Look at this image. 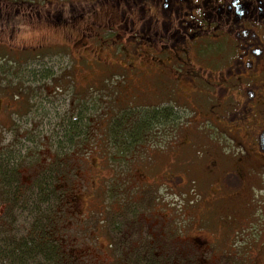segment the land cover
I'll return each mask as SVG.
<instances>
[{
    "label": "rangeland",
    "instance_id": "1",
    "mask_svg": "<svg viewBox=\"0 0 264 264\" xmlns=\"http://www.w3.org/2000/svg\"><path fill=\"white\" fill-rule=\"evenodd\" d=\"M97 1L99 3H90L88 9L87 4L78 3L77 6L86 11H84L83 17H80L82 11L77 10V17H75L76 10H70L73 0H28L27 2L3 0L6 3L2 8V13L7 19H0V45L5 43H9V45L0 46V103L2 105L0 125L2 122L4 123V126H0V171L3 173L0 174V182L1 184L9 183L15 178V170L21 184L31 188V190H26L27 197L30 199L28 205L14 209L12 215L15 222H12V217V220H7V213H5L7 208L0 204V219L4 223L7 220L13 224L12 232L7 236H2L4 237L3 242L9 243V239L13 242L14 238H20L28 231L32 219L39 216L41 212H45L49 215L56 213L55 219H60L56 221L55 228H58L59 231H67L71 239V235L78 238L80 242L74 247L82 246V243H86L89 248L94 247L101 237L99 232L96 235L92 233L99 225V219H96L95 223L86 219V223H83L84 212L77 214L81 208L90 203V199L87 198L91 191L89 186L92 187V183L93 185L98 184L97 180L100 174L91 168L92 159H99L101 156L99 153L108 152L110 146L112 148L113 146L109 144L111 142L109 139L106 142L105 138L98 136L101 135V131L99 132V128H97L99 126L97 120L102 114L98 103L87 104L88 110L85 107L80 108L79 111L81 114L84 112V115L87 116L86 119L79 118V113L74 118L70 114L72 105L70 98L73 96L74 100H92L102 92L114 89L121 81L120 70L125 71L128 76L133 75L128 84L129 87L132 86V90L124 97L125 99L122 98L124 99L122 104L126 101L127 106L138 105L141 102L142 106L157 103L159 98L149 99V96L157 94L164 87L165 93L172 91L169 85L173 81L170 79L172 75L155 68L156 62L147 46L144 47L145 50L141 56L144 67L137 65L134 67L128 62V58L133 54L132 50H124L127 54L125 55L121 47L114 44V41L107 35L95 34L98 27L94 25V22H108L104 15L105 9H108L110 3L116 0ZM58 15L61 17L57 19ZM22 54L31 59L24 63L20 57ZM174 81L180 83L179 79ZM191 82L190 85L199 84ZM56 86L70 90L65 94L61 92V99L64 102H62L63 106L57 109L58 118L49 105V102L56 97L54 89ZM134 88H137V91H134ZM11 92L15 93L14 96L28 97L27 109L30 108V112L23 113L19 117L14 114L11 117L17 123L18 128L24 124L27 134L30 132V138L34 142L30 141L28 144V136L24 130L19 129L15 133L12 128L13 123H8L10 111L7 102L10 101ZM112 96L116 99L115 95ZM169 96L173 97L168 103L175 109L177 122L174 127L168 128L165 138L162 137V140L154 138V141L156 146L161 142L174 143L175 149H171L175 160V165H172L174 168L172 166L167 168L168 162L166 165H159L158 160L151 157V149L154 147L147 146V143L143 142L138 143L135 149L136 153L131 156L132 166L130 163L128 164L131 168H122L125 170V174L130 173L129 177L127 178L125 175L120 177V180L127 181L126 197L136 201L137 204H129L127 209L130 212L127 216L129 222L137 224L139 221L145 222L147 233L154 232L159 236L153 243L151 238L146 241L142 237V242L146 243L142 252H151V257L159 263H165L169 259L178 261L180 256L178 247L191 249L196 254L200 250L197 244L208 245L205 243L207 240L216 241V246H218L224 241V236L226 237V232L229 231L231 236L234 235L231 251L235 254L238 262L241 255L247 251L250 252L246 260L248 264H264V237L261 235V229L264 228V189L257 187V184L253 182L258 175L264 174V154H258L251 148H242L240 141L234 143L228 134H223L207 123L201 127L205 138L190 137L198 134L196 125L198 120L192 121L197 110L191 105L188 108L182 106L176 91L171 92ZM119 97L117 96V99ZM115 99L105 102L107 115L112 112ZM204 99V96L191 95L184 101L189 104L194 103L199 112L207 114L208 110ZM23 110L21 108V111ZM46 116L47 119L45 118L43 121ZM76 121H79V125L76 123L78 131L75 129L71 135L73 143H68L65 141V134L72 131ZM105 121L106 119L103 120V123ZM43 123H47V125L44 126ZM60 132L63 135L58 137ZM159 135L156 134L157 137ZM181 136L182 143L178 142ZM241 138L242 140L247 139V134L243 133ZM62 145L64 148H61ZM246 145L249 143L246 142ZM191 146L207 150L208 156L202 158L203 156L197 155L199 160L192 161L195 164L191 165L186 157L188 147ZM221 146H225L226 150L235 152L237 155L244 150L251 151V154L240 157L242 160L235 159L228 163L219 154L218 147ZM179 150H184L186 155H182V157L177 155ZM19 152H22L23 155L20 158ZM163 156L169 162L172 160L167 158L170 157L167 154H163ZM177 159L178 163L183 162L184 159L187 160L182 169H179L176 163ZM153 160L156 162L155 164ZM188 165L190 168L196 167L197 169L192 168L190 171ZM166 168L174 169L171 171V175L180 176L174 180L178 197L168 196L165 198V194L169 191L165 186L166 180H163L158 186L159 174L161 171L167 170ZM245 168L249 170L251 180L249 176L243 177L248 189L242 186V194L237 195L242 178L237 174L244 175ZM148 169L152 170L148 172ZM209 170H213L214 173H210ZM233 170L236 172H232ZM228 171L230 172L227 174H234L238 177L232 175L225 181L230 191L217 182L213 183L212 189H208L203 197L200 186L195 185L198 191L196 206L195 208L190 207L187 214L188 222L184 229L186 230L189 224L190 233L187 237L180 232H175L171 236L168 233L169 225L164 226L163 221H165V215L173 217L175 226L182 229L179 216L186 213L188 205L186 199H179V197H183L181 189L189 190L190 179L194 180L199 173L200 177L209 174V178L214 179ZM103 176L105 178L106 173ZM180 179L184 180L187 187H180ZM38 184L44 186L41 191L34 188ZM24 187L19 186L18 192L24 191ZM21 196L26 197L25 194ZM159 197L160 201H165L167 204L172 203L173 206L170 208L173 209L170 212H162L160 207H155L156 212L149 213L150 199ZM1 198L3 195L0 196V202H2ZM42 198H44V202H41ZM245 202L249 203L247 207L251 214H248ZM92 208L96 211L97 206L93 205ZM148 214L159 220L155 223L145 220L144 217ZM94 217L97 218L95 214ZM237 217L241 219L240 222H235ZM103 226L100 224V227ZM55 228L52 230L53 234L56 233ZM244 234L253 237L250 250L241 242L246 240ZM65 237L70 240L68 236ZM260 237L262 242H258ZM199 238H203V240ZM169 250H173V255H169ZM89 251L96 252L92 249ZM156 251H163V254L154 255ZM184 254L188 258L189 264L196 262V258L189 252ZM91 258L93 259V256L89 254L87 259ZM203 259L207 262L210 261L206 255ZM178 263L184 264L185 260H179Z\"/></svg>",
    "mask_w": 264,
    "mask_h": 264
},
{
    "label": "flooded vegetation",
    "instance_id": "2",
    "mask_svg": "<svg viewBox=\"0 0 264 264\" xmlns=\"http://www.w3.org/2000/svg\"><path fill=\"white\" fill-rule=\"evenodd\" d=\"M93 2L99 3L97 0H90L87 9ZM70 10H76L74 15L77 17V10L81 9L72 6ZM105 10L104 15L108 22H94L98 27L95 34L113 37L114 43L119 44L123 50H132L133 54L128 62L134 67L143 66L141 56L147 46L156 62L155 68L172 75L170 79L173 81L169 84L172 91L165 93V87L160 89L157 94L149 96V99L159 98V102L146 104L145 108H167L168 102L173 98L169 96L170 93L176 91L182 106H192L197 110L192 121L198 120V134L190 137L205 138L201 127L207 123L223 134H228L234 143L240 141L242 148H251L258 154H264V0H116ZM81 11L80 17H83L86 10ZM3 45L8 46L9 43ZM175 79H179L180 83H175ZM190 82L199 84L194 86ZM130 90L132 86H124L122 94L126 91L130 93ZM133 90L137 91V88ZM191 95L205 97L207 114L199 112L194 103L184 101ZM1 108L0 103V111ZM243 133L247 134L245 140L241 138ZM181 141L182 136L178 142L182 143ZM173 144L168 143L162 153L173 155L169 150L175 149ZM188 149L187 155L184 153L185 149L179 150L177 155L208 156L207 150L203 148L191 146ZM218 151L221 158L228 163L251 154V151L244 150L237 155L226 150L225 146L218 147ZM245 171L248 169L245 168ZM209 172L214 173L213 170ZM243 174L237 175L247 177L246 172ZM232 175L234 174H227L224 180ZM174 180L171 184H175ZM180 187H187L183 179H180ZM110 189L97 184L90 195V203L79 208L77 214L84 212L83 223H86V219L94 223L99 219V225L92 233L96 235L99 232L101 237L94 247L89 248L86 243L74 247L80 241L72 235L71 239L67 231L56 230L55 234L48 232L62 253L61 261L64 264H158L151 257V252H142L146 245L142 242V237L146 241L151 238L153 243L159 238L158 234L147 233L145 222L139 221L137 224L130 223L128 218L123 219L122 214L127 211V207L119 209L111 204ZM149 202V213L156 212L154 200ZM131 204H136V201L131 200ZM93 205L97 206L96 211L92 208ZM189 209L187 207L186 212ZM179 218L181 230L175 226L174 218L168 215H165L163 224L169 225L168 233L171 236L180 232L187 237L190 233L189 224L184 230L188 222L187 216ZM144 219L151 223L159 220L151 217V214ZM100 224L104 226L100 227ZM226 234L230 238L234 236L229 231ZM205 243L208 244L205 247L197 244L200 250L196 254L191 249L178 247V261L185 260L184 264H189L184 254L189 252L196 258V262L191 264H235L227 250L217 252L216 241L206 240ZM89 249L96 252L92 253ZM169 251V255H173V250ZM212 252L214 255L209 256ZM158 253L163 254V251H156L154 255ZM89 254L93 259H87ZM205 255L211 263L203 259ZM178 261L169 259L159 264H179Z\"/></svg>",
    "mask_w": 264,
    "mask_h": 264
},
{
    "label": "trees",
    "instance_id": "3",
    "mask_svg": "<svg viewBox=\"0 0 264 264\" xmlns=\"http://www.w3.org/2000/svg\"><path fill=\"white\" fill-rule=\"evenodd\" d=\"M15 2L24 1L27 2L28 0H13ZM90 0H73L72 6H77L78 3L87 4ZM6 2H3V0H0V19H7L5 14L2 13V8L5 6ZM18 4V3H16ZM28 5V4H27ZM64 6V5H63ZM59 16V15H58ZM58 16L57 19H58ZM61 17V15L59 16ZM2 46V45H0ZM27 58V57H24ZM121 84V83H120ZM119 84V85H120ZM101 90L99 91V93ZM106 92H102L99 95L98 100H87L82 105H72L70 108V114L71 116H77L79 113V118L86 119L87 116L84 115V112L81 114L79 111L80 108L85 107L87 110L89 107L87 104L89 102L97 103L102 100L103 97H105ZM103 95V96H101ZM116 107V109L114 108ZM111 113H108V115L101 114L99 118H102V121L107 118V123L104 128H101L100 131L105 137V141L107 142L109 139V144L113 146V148L110 146V151H105L104 153H99L101 156L99 159H92L91 162V168L94 169L93 171H98L100 174L98 176L97 183H110L114 184L109 193V198L112 199L111 204L117 206L119 209H126L125 207L128 206L131 203V199L126 197V182L120 180V177L122 175L129 177V172L125 174V170L122 168L128 167L131 168L132 162H131V156L133 153H136L135 149L138 143H147V146L154 147L151 149V157L152 159L155 158L158 160L159 165H166L168 162L167 168H171L172 165H175L174 155H169L172 160L169 162L165 156H163L162 151H164L165 143L161 142L158 146L155 145L154 138H158L159 140H162V137L165 138L167 135L168 128L174 127L176 125V114L175 109L173 106L167 107V108H141L138 105L134 106H125V107H117L114 106ZM78 120V117H77ZM77 125H79V121H76L73 125L72 131L70 133L65 134V141L68 143H73V138L71 135H73L75 129L78 131ZM103 122H101L102 124ZM73 124V123H72ZM15 127L17 126L14 124ZM60 126V125H59ZM24 132L27 134V130L24 129ZM58 132V131H57ZM72 132V134H71ZM156 134H160L159 137L156 136ZM63 135L61 132L58 134V137ZM28 136V143L34 142L32 138H30V132L27 134ZM51 141V140H50ZM64 141V142H65ZM165 141V140H164ZM65 142V143H66ZM24 145V144H23ZM135 147V148H134ZM61 148H64V145L61 146ZM162 149L161 151L159 149ZM169 148V147H168ZM171 151V149L169 148ZM19 158L23 155L22 152H19ZM51 161V160H49ZM9 164V160H7ZM130 163V167L128 164ZM153 163L156 162L153 160ZM177 165L179 169L183 168V163H178L177 159ZM10 165V164H9ZM135 165V164H134ZM166 168V169H167ZM174 168V166H172ZM193 169H197L196 167H192ZM190 168V171L192 170ZM152 169H148V172ZM119 171V172H118ZM171 171H174V169H167L164 171H161L160 176V182L158 183V186L162 183L163 180H166V183H171L174 178H177L179 176H173L171 175ZM118 172V173H117ZM106 173V176L104 178L103 174ZM0 174H3L2 171H0ZM162 174V175H161ZM6 175V174H4ZM107 175H110L109 177ZM14 176L15 178L10 180L9 183L1 184L0 182V196L3 195V198H1L0 204L5 205L4 208H7V211L5 213L8 217L7 220L13 219V212L14 209H18L20 207H24L28 205L30 199L27 197L26 190H31V188H27L25 185H22L20 182V179L17 177V173L14 170ZM215 180L210 179L208 175H202L200 177L199 175L195 176L194 180L190 179L189 186L190 190L194 188L195 185H199L203 182L206 184V187L208 189H212L213 183L220 182L222 186V176L221 177H214ZM224 179V178H223ZM193 181L195 182L193 184ZM89 186V189L91 190L87 196V198L90 199V195L94 189H96L97 185H93V183ZM19 186H25L24 191H19ZM43 185H36L34 188L37 191H41L43 189ZM94 188V189H93ZM116 188V189H115ZM172 188V186H169L167 189ZM78 189V188H77ZM76 189V190H77ZM118 189V191H117ZM161 193V191H160ZM22 194H25L26 197L21 196ZM198 197V194H190L189 198L196 201ZM43 199V200H42ZM41 202H44V198H42ZM157 199V200H156ZM154 203L156 204L155 207H160L164 212L167 209H169V204H167L165 201H159L158 198H156ZM38 204V202H36ZM108 205V206H112ZM185 209V208H184ZM156 210V209H155ZM40 211V210H39ZM189 212H186L184 215L187 216ZM56 213H52L51 215L45 214V212H41L39 216H36L32 219V224L29 225L28 231L21 235L20 238H14L13 242L11 239L8 240L9 243L3 242V235H8L12 232L13 224L7 222L5 218V223L2 222L0 219V264H62L61 256L62 253L60 249H58L57 245L52 240L51 235L48 233L49 231H52L55 228L56 221H59L60 219H55ZM12 217V219H11ZM12 222H15L13 219ZM58 228H55V230ZM11 240V241H10ZM3 242V243H2Z\"/></svg>",
    "mask_w": 264,
    "mask_h": 264
}]
</instances>
